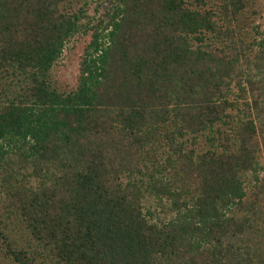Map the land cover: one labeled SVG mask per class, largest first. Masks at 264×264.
Segmentation results:
<instances>
[{
    "label": "trees",
    "instance_id": "1",
    "mask_svg": "<svg viewBox=\"0 0 264 264\" xmlns=\"http://www.w3.org/2000/svg\"><path fill=\"white\" fill-rule=\"evenodd\" d=\"M99 1L0 0V264H255L226 243L264 171L251 0Z\"/></svg>",
    "mask_w": 264,
    "mask_h": 264
},
{
    "label": "rangeland",
    "instance_id": "2",
    "mask_svg": "<svg viewBox=\"0 0 264 264\" xmlns=\"http://www.w3.org/2000/svg\"><path fill=\"white\" fill-rule=\"evenodd\" d=\"M99 2L103 3L102 7L105 9L108 6L106 0H100ZM96 3L94 2L89 10V15L93 18L92 24L96 25L98 19L100 18V13L94 11ZM106 5V7H105ZM247 13L254 11L255 15L253 17V26L256 30H251L252 26L247 28L246 32L247 37L254 39L258 42L264 40V0H251L249 7L246 9ZM244 23V22H243ZM233 28L238 29L235 24ZM91 41V36L88 35H79L75 39H72L65 47L61 59L57 62L54 67V75L56 76L57 81L60 85H74L76 82V76L78 74V66L81 60V57L84 53L85 47ZM255 46V50H257ZM256 137L252 140L256 149L261 150L258 154L260 163L264 167V130L259 128ZM200 144H197L196 150L200 153L204 150V141L203 139H198ZM197 140V143H199ZM190 146V145H188ZM244 179L246 192H247V201L252 203L254 206V217L252 218L251 228L247 230L243 235L236 236L234 238H227L226 243L238 245L247 251L253 262L255 264H264V171H261L259 174L260 182L254 186V183L251 179L250 174H246ZM31 184H35L34 181H31ZM5 185L0 184V211L6 207L7 197L4 191ZM152 202L149 199H144L143 206L144 210L152 209L154 216L158 214L159 209L156 206H151ZM159 218H164L166 215L159 212ZM157 217H154L156 220Z\"/></svg>",
    "mask_w": 264,
    "mask_h": 264
}]
</instances>
